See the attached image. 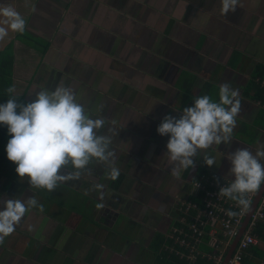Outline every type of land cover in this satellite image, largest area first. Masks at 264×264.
I'll list each match as a JSON object with an SVG mask.
<instances>
[{
    "label": "crops",
    "instance_id": "0c3cea01",
    "mask_svg": "<svg viewBox=\"0 0 264 264\" xmlns=\"http://www.w3.org/2000/svg\"><path fill=\"white\" fill-rule=\"evenodd\" d=\"M6 6L26 21L0 40L13 95L27 103L61 82L72 88L90 118L104 120L95 131L111 138L120 175L104 178L108 166L93 159L52 192L7 176L0 210L4 200L35 196L44 211L32 209L0 244V264H165L161 245L179 202L194 195L193 180L207 172L233 180L228 155L264 148V0H239L226 16L220 0H0ZM225 81L240 91L232 139L198 150L193 166L173 176L157 126L197 96L219 102ZM205 153L216 163L207 165ZM74 171L68 164L61 174ZM96 183L105 185L103 200L95 190L85 195Z\"/></svg>",
    "mask_w": 264,
    "mask_h": 264
},
{
    "label": "clouds",
    "instance_id": "9594fccd",
    "mask_svg": "<svg viewBox=\"0 0 264 264\" xmlns=\"http://www.w3.org/2000/svg\"><path fill=\"white\" fill-rule=\"evenodd\" d=\"M239 0H220V12L227 15L234 12ZM0 40L9 30L23 32L26 27L24 17L12 6L0 7ZM9 97L0 103V124L7 127L9 139L6 154L16 165L19 178L27 179L30 188L55 191L57 187L70 180H78L81 170L86 169L95 159L106 164L104 178L115 180L119 168L114 164V153L109 149L111 138L97 135L95 130L104 125L102 119H92L82 104L77 102L72 88L59 83L54 91L41 89L35 93L31 102H21L15 96V87L7 88ZM219 102L210 96L202 95L193 99L191 106L181 110L179 118L165 115L156 131L168 136L166 144L167 163L172 165L171 173L179 177L181 169L193 166V157L198 150L209 149L213 145L228 144L236 127V117L241 109L240 91L225 81L219 85ZM205 163H216L215 157L205 153ZM231 161L229 172L234 179L219 189L218 195L234 201L237 206L247 209L248 193L258 191L264 184V148L255 154L248 148L237 149L228 155ZM71 164L76 170L61 174L62 167ZM218 179L219 178H215ZM105 185L96 183L85 191L87 195L95 190L103 200ZM0 210V244L10 236L32 209L44 211L35 196L28 199L10 198L3 201ZM103 204H97L102 208ZM228 216L237 213L228 210ZM32 226L29 225V230Z\"/></svg>",
    "mask_w": 264,
    "mask_h": 264
},
{
    "label": "built area",
    "instance_id": "2783aa9c",
    "mask_svg": "<svg viewBox=\"0 0 264 264\" xmlns=\"http://www.w3.org/2000/svg\"><path fill=\"white\" fill-rule=\"evenodd\" d=\"M257 80L264 89V77ZM231 181L214 172L203 173L193 180L194 195L179 202L177 216L161 245V251L174 264H222L235 238L234 248L224 264H245L255 259L256 264H264V190L240 233L256 192L247 194L250 203L245 210L218 195L219 189ZM228 210L237 214L228 216ZM257 250L262 251V256H257Z\"/></svg>",
    "mask_w": 264,
    "mask_h": 264
},
{
    "label": "trees",
    "instance_id": "16d2710c",
    "mask_svg": "<svg viewBox=\"0 0 264 264\" xmlns=\"http://www.w3.org/2000/svg\"><path fill=\"white\" fill-rule=\"evenodd\" d=\"M4 55L6 56L7 54L5 53ZM5 56H3L4 58L1 57V60H0V103H4V102H6V100L8 98H10L7 91H5L4 89L2 90V87L5 84H8V87H9V81L5 76V71L7 69H9V66L7 68H6V66L10 64V60H7ZM7 56H10V54H8ZM258 71H259V73L257 75H261L262 73L264 74V67H259ZM2 72H4V73H2ZM11 95L15 96L19 101L22 102L21 97H19L17 95H13V94H11ZM7 133H8L7 127L3 124H0V149H1L2 145L4 144V142L6 141L5 139H6ZM160 244H161V242H160ZM160 252L162 254L161 258L163 259V262L165 264H174L172 261H170L169 257L166 256V253H164L163 251H160ZM165 257H167V259H165Z\"/></svg>",
    "mask_w": 264,
    "mask_h": 264
},
{
    "label": "rangeland",
    "instance_id": "374dc122",
    "mask_svg": "<svg viewBox=\"0 0 264 264\" xmlns=\"http://www.w3.org/2000/svg\"><path fill=\"white\" fill-rule=\"evenodd\" d=\"M24 35V34H23ZM22 36V35H19ZM9 134L7 133L6 135V141L4 142V144L2 145L1 149H0V184H3V181L5 183V179L8 177H19L18 174L15 172V168L16 165L9 161L7 158V154L5 153H1V152H5V148H6V144L8 142L9 139ZM251 263L249 260L246 261V264Z\"/></svg>",
    "mask_w": 264,
    "mask_h": 264
},
{
    "label": "water",
    "instance_id": "95a60500",
    "mask_svg": "<svg viewBox=\"0 0 264 264\" xmlns=\"http://www.w3.org/2000/svg\"><path fill=\"white\" fill-rule=\"evenodd\" d=\"M263 190H264V184L261 185L260 189H259L258 191H256V193H255V195H254V198H253V200H252V202H251V205H250V207H249V209H248V211H247V214H246V216H245V218H244V220H243V222H242V225H241V227H240V233L243 231V229H244V227H245V224H246V222H247V220H248V217H249V215L252 213V211H253V209H254V207H255V205H256V203H257L259 197L261 196V194H262V192H263ZM236 240H237V238H235L234 241L231 242L230 247H229V249H228L227 252H226V255H225V257H224V260H223L222 264L225 263V261L227 260V258H228L229 255H230V253L232 252V250H233V248H234L233 246H234V243H235Z\"/></svg>",
    "mask_w": 264,
    "mask_h": 264
}]
</instances>
